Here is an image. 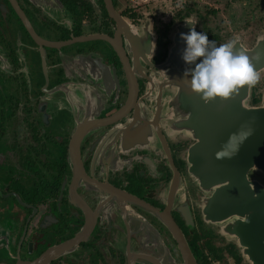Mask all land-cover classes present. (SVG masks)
Segmentation results:
<instances>
[{
  "label": "flooded vegetation",
  "instance_id": "1",
  "mask_svg": "<svg viewBox=\"0 0 264 264\" xmlns=\"http://www.w3.org/2000/svg\"><path fill=\"white\" fill-rule=\"evenodd\" d=\"M82 1L87 9L78 27L68 11L64 17L55 16V22L27 0H14L15 6L10 0H0V264L31 262L50 247L79 236L76 249L50 264H184L182 258H155L158 235L171 254L170 244H175L153 213L167 208L197 264H234L232 244H225L224 238L202 221L196 205L202 192L188 176L186 159L193 140L168 128L166 120L159 121L155 102L144 97L145 76L153 69L144 65L135 73L137 102L145 120L137 129L130 126L135 108L120 111L128 86L113 47L105 41L75 43L59 50L43 47V58L41 47L21 18L24 16L34 33L45 40L64 41L89 34L114 37L120 30L110 17L109 4L132 33L143 36L144 49L153 47L150 60L154 67L164 60L171 42L161 46L155 15L148 9L135 10L125 0ZM192 13L198 18V31L205 19L190 6L177 9L175 22ZM144 24L149 30L142 32L139 28ZM120 43L131 58L123 33ZM91 52L116 69L118 86L111 95L79 96L75 102H69L62 92L49 95L54 87L70 82V73L77 76L74 82H83L81 66L67 72L61 58ZM67 85L77 95L84 90ZM172 95L163 97L170 101ZM84 119L96 124L85 130L79 144L83 173L74 174L68 147ZM174 171L177 185L170 198L167 193ZM185 204L189 205L191 224L176 210ZM139 217L147 224L139 222ZM207 244L214 246L213 250ZM149 254L152 258L142 257Z\"/></svg>",
  "mask_w": 264,
  "mask_h": 264
},
{
  "label": "water",
  "instance_id": "2",
  "mask_svg": "<svg viewBox=\"0 0 264 264\" xmlns=\"http://www.w3.org/2000/svg\"><path fill=\"white\" fill-rule=\"evenodd\" d=\"M10 1L15 6L14 0ZM27 1L55 22L58 13L67 12L60 0ZM107 9L120 30L114 37L89 34L71 36L64 41L45 40L34 33L24 16H20L34 41L41 47L43 58V47L59 50L75 43L89 41H105L113 47L124 67L128 86V97L120 111L135 108L134 117L130 122L131 127H141V122L145 123L144 110L137 102L138 83L135 73L142 70L144 65L153 69L149 76H145L148 83L144 97L155 102L153 108L159 121L166 120L168 128L193 140L187 150L186 159L188 176L202 192V196L196 202L202 221L224 238L225 244L234 246L241 256L242 264H264V182L257 176L264 175V91L260 93V99L256 104L250 103L252 87L248 86L242 87L234 98L228 100L216 98L205 103L201 94L192 91L191 76H184L185 71L194 68L195 65L186 63L182 58L186 42L181 38V33L190 32L191 25L186 23V20L196 21V28L198 18L195 13L173 24L169 32L171 43L167 54L164 60L154 67L150 60L153 47L144 49L146 44L143 42V36L132 33L131 28L114 13L109 4ZM139 29L145 32L149 30V26L144 24ZM120 33L126 37L127 49L132 53L131 58L127 57L121 47ZM233 41L235 48L247 52L260 74L264 72V33H260L250 47L245 46L241 39L235 38ZM200 59L202 58H198L197 63ZM61 60L67 72H73L81 66L83 73L80 78L83 82H74L73 79L77 76L70 73L68 77L70 82L54 87L48 91L49 95L62 92L69 102H75L76 97L89 99L92 94L102 93L109 97L114 86H118L115 67L105 63L97 52L82 53L74 57L66 56ZM67 84L79 85L84 90L81 93L77 92V95L76 91L73 92L72 88L67 87ZM170 92L173 95L169 101L163 95L167 96ZM94 124L96 122L90 123L84 119L73 132L68 153L73 163L74 174L83 173L79 144L85 130ZM153 127L155 128V122ZM157 133L163 142L161 133L159 131ZM218 152L223 153V158H217ZM177 175L174 171V178L167 193L170 198L177 185ZM176 210L188 224H191L188 204L178 206ZM153 213L169 230L175 241V244H170L171 254L158 235L159 239L155 240V258H182L184 264H197L182 232L170 214V209L164 211L155 209ZM138 221L147 224L141 217ZM79 241L80 236L50 247L33 261L21 264H50L57 257L76 249ZM145 246L149 250L152 249V246L147 244ZM142 257L152 258L150 254Z\"/></svg>",
  "mask_w": 264,
  "mask_h": 264
},
{
  "label": "clouds",
  "instance_id": "3",
  "mask_svg": "<svg viewBox=\"0 0 264 264\" xmlns=\"http://www.w3.org/2000/svg\"><path fill=\"white\" fill-rule=\"evenodd\" d=\"M186 23L191 29L189 33H181L186 42L182 58L195 67L186 70L184 76H191L192 91L201 94L205 103L216 98H234L242 87H254L259 83L260 72L245 50L235 48L234 41L217 46L206 33L196 31V21L186 20ZM198 58L202 59L197 63ZM217 158H223V153L218 152Z\"/></svg>",
  "mask_w": 264,
  "mask_h": 264
},
{
  "label": "rangeland",
  "instance_id": "4",
  "mask_svg": "<svg viewBox=\"0 0 264 264\" xmlns=\"http://www.w3.org/2000/svg\"><path fill=\"white\" fill-rule=\"evenodd\" d=\"M147 4L155 7H148ZM186 5L205 19L203 28L198 25V32L206 33L209 40L215 41L218 46L238 38L250 47L256 37L264 33V0H146L132 8L138 11L148 9L155 15L156 26L162 31L167 24L177 20V9ZM145 6L148 8L144 9ZM252 91L255 94L264 91V72ZM257 176L264 182V175ZM8 217L14 218L12 214Z\"/></svg>",
  "mask_w": 264,
  "mask_h": 264
},
{
  "label": "trees",
  "instance_id": "5",
  "mask_svg": "<svg viewBox=\"0 0 264 264\" xmlns=\"http://www.w3.org/2000/svg\"><path fill=\"white\" fill-rule=\"evenodd\" d=\"M63 5L66 8V10L74 17L77 23V26L79 27L81 25L82 15L84 11L87 9V6L85 5V3L82 0H64ZM188 15H186L185 17H187ZM171 27H172L171 24H167L165 29L160 31V44L163 47H166L170 43V40L168 39V34L171 30ZM78 33H80L79 29H78V32H76V34ZM259 99H260L259 94H255L254 92H252L250 103L256 104L259 101ZM207 246L209 250H213L214 248V246H211L209 244H207ZM230 249H231L230 252L232 253L231 257L235 258L234 264H242L241 256L237 253L233 245L230 246ZM202 258H205V257L202 255Z\"/></svg>",
  "mask_w": 264,
  "mask_h": 264
},
{
  "label": "built area",
  "instance_id": "6",
  "mask_svg": "<svg viewBox=\"0 0 264 264\" xmlns=\"http://www.w3.org/2000/svg\"><path fill=\"white\" fill-rule=\"evenodd\" d=\"M140 1H145V0H126V2L131 3L135 7L140 4Z\"/></svg>",
  "mask_w": 264,
  "mask_h": 264
},
{
  "label": "bare ground",
  "instance_id": "7",
  "mask_svg": "<svg viewBox=\"0 0 264 264\" xmlns=\"http://www.w3.org/2000/svg\"><path fill=\"white\" fill-rule=\"evenodd\" d=\"M56 16L64 17V13H58Z\"/></svg>",
  "mask_w": 264,
  "mask_h": 264
},
{
  "label": "crops",
  "instance_id": "8",
  "mask_svg": "<svg viewBox=\"0 0 264 264\" xmlns=\"http://www.w3.org/2000/svg\"><path fill=\"white\" fill-rule=\"evenodd\" d=\"M226 257L224 258H231V257H227V255H225ZM227 264H233L232 262H227Z\"/></svg>",
  "mask_w": 264,
  "mask_h": 264
}]
</instances>
